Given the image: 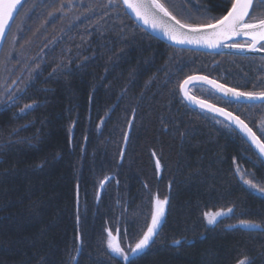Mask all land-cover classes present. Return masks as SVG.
Returning a JSON list of instances; mask_svg holds the SVG:
<instances>
[{
	"label": "trees",
	"instance_id": "trees-1",
	"mask_svg": "<svg viewBox=\"0 0 264 264\" xmlns=\"http://www.w3.org/2000/svg\"><path fill=\"white\" fill-rule=\"evenodd\" d=\"M71 1L24 0L9 30L19 39V63L0 98V264H72L78 247L76 264H124L107 248L106 230L128 250L151 223L157 197L168 200L165 219L137 264H237L245 256L264 264V198L250 193L236 172L239 167L264 184V163L226 122L188 107L179 94L190 75L260 90L264 58L163 44L129 19L120 0H83L69 20L60 12ZM161 2L192 24L204 22L205 9L220 17L231 6L228 0ZM9 34L0 61L3 51L9 57ZM60 49L68 54L58 57L65 58L58 72L48 75L59 64L49 59L48 70L25 83L9 107L3 98L28 69ZM20 67L25 71L17 75ZM196 88L194 96L256 131L264 107ZM25 105L31 107L22 112ZM229 208L228 216L206 224L205 212ZM241 220L260 227L236 226Z\"/></svg>",
	"mask_w": 264,
	"mask_h": 264
},
{
	"label": "snow or ice",
	"instance_id": "snow-or-ice-1",
	"mask_svg": "<svg viewBox=\"0 0 264 264\" xmlns=\"http://www.w3.org/2000/svg\"><path fill=\"white\" fill-rule=\"evenodd\" d=\"M112 2L113 0H109V3ZM228 2L231 6L226 10V14L220 17L210 16L207 14L208 10L205 9V15L202 17V21L204 22L192 24L182 22L173 16L161 0H122L123 5L131 10L138 20L143 21L145 25L150 26L154 31L162 32L173 43L216 48L225 40H235L236 37H244L243 43L233 42L231 45L226 44L225 46L242 51H264V17H257L255 15L258 6L264 5V0H256V4H254L253 0H228ZM18 4H20V0H0V42H3L9 34V21L13 19V12L16 10ZM163 17L174 20L178 27L174 28L166 24L162 19ZM192 81H203L217 92L222 93L224 97L237 102L248 101L250 104L245 106L251 107L256 106L254 102H259V105L264 107V87H261L260 90H255L254 86V90L243 91L236 87L225 86V84L218 83L207 76H189L180 84V90L184 94L185 99L199 105L201 109H207L223 117L228 122L224 124L225 128L234 130L230 127L234 125L235 129H238L246 140L258 150L260 156L264 157V124L260 127L261 136H258L256 131L239 115L227 111L224 107H216L205 100L194 98L189 95V91L185 88ZM29 107L31 105H25V108ZM217 123H220V121H217ZM157 168H159V162H157ZM236 172L250 193L264 198V184L256 181L251 174L243 172L239 167H237ZM104 182L101 181V187ZM167 203V198L161 200L157 197L155 199L151 223L147 226L141 238L134 245H130L128 250L121 247L119 240L113 236L111 230H106L107 248L115 256H119L124 261V264H137V259L146 254L151 244L155 242L154 237L159 233ZM227 211L231 213L233 209L229 208ZM222 215H224L222 211L204 213L210 225L215 224L218 217ZM239 226L249 229L260 227L259 224L245 220H241ZM175 244L176 246H180L182 241L177 240ZM237 264H252V261L249 257L245 256L238 260Z\"/></svg>",
	"mask_w": 264,
	"mask_h": 264
},
{
	"label": "water",
	"instance_id": "water-1",
	"mask_svg": "<svg viewBox=\"0 0 264 264\" xmlns=\"http://www.w3.org/2000/svg\"><path fill=\"white\" fill-rule=\"evenodd\" d=\"M23 2H24V0H20V4H18L16 10H14V12H13V19L9 21V26H11V24H12V22H13L15 16H16V14H17L18 10L20 9V7L22 6ZM253 2H254V0H253ZM120 3H121V5H122V7H123L125 13L127 14V16L129 17V19H130L133 23H135L140 29H142V30H143L144 32H146L148 35L152 36L153 38L157 39V40L160 41L161 43L166 44V45H168V46H171V47H174V48H178V49H186V50L199 51V52H203V53H207V54L231 55V56H241V57L255 56V57H263V58H264V51H259V52H250V51H246V50L242 51V50L237 49V48H232V47H226V46H225L226 44H227V45H231L233 42H244V40H245L244 37H236L235 40H225L223 43L220 44V46H218V47H216V48H208V47H202V46H196V45H181V44L173 43V42L170 41L167 37H165V36L163 35L162 32L154 31L150 26L145 25V24L143 23V21L138 20V19L136 18L135 14H134L131 10L127 9V8L123 5L122 0H120ZM162 19H163V21H164L166 24H168V25H170V26H172V27H174V28H177V27H178V25L175 24V21H174V20H170V19H168L167 17H163ZM4 40H5V39H4ZM4 40H3V42H0V52H1V48H2V45H3V43H4ZM191 76H203V75H191ZM187 78H188V77H187ZM187 78H186V79H187ZM208 78H209V77H208ZM209 79H211V78H209ZM184 80H185V79H184ZM184 80H183V81H184ZM212 80H214V79H212ZM183 81H182V82H183ZM218 83H219V82H218ZM192 86H203V87H206L207 89L213 91L214 93H216L217 95H219V96L222 97L223 99L228 100V101H231V102H234V103L250 104V102H248V101H240V102H237V101H235V100H230V98L224 97L222 93L217 92V91H216L215 89H213L210 85L204 83L203 81H192V82H190L188 85H186L185 88H186L187 90H189V88L192 87ZM179 94H180V97H181V99L183 100V102H184L188 107L193 108V109H197V110L202 111V112L207 113V114H210V115H212V116H214V117H217V118L223 120L224 122L228 123L227 121H225V120L223 119V117H221V116H219V115H217V114H215V113H213V112H210V111H208L207 109H201V108L199 107V105H197V104H195V103H192V102H190L189 100L185 99L184 94H183V93L181 92V90H180V86H179ZM189 95H191V94L189 93ZM191 96H193V95H191ZM193 97H194V96H193ZM194 98H196V97H194ZM196 99H199V98H196ZM207 103H208V102H207ZM254 103H255V104H259V102H254ZM214 106H216V105H214ZM216 107H218V106H216ZM133 116H134V115L132 114L131 117H130V120H129L128 126H127V130H126V133H125V136H124V141H123L124 146H123V148H122L121 156L123 155L124 147H125V145H126V143H127V140H128V135H129V132H130V127H131L132 121H133ZM230 127H231L232 129H234V131L237 132L238 135H240V136L242 137V139H243V140L249 145V147L252 149V151H253V152H254V153H255V154H256V155H257V156H258V157L264 162V157L260 156L258 150L255 149V147H254L253 145H251L249 141L246 140V138L243 136V134H241V133L239 132L238 129H235V126H234V125H231ZM156 164H157V162H156ZM157 169L159 170V168H157ZM110 178H111V177L109 176V177H107L106 179L103 180V181H105V182H104V184H103L102 187H101V184H100V186H99V188H98V193H97L98 196L101 195L104 186H105L106 183L110 180ZM165 215H166V208H165V214H164V217H163V219H162V224H163V222H164ZM162 224H161V226H162ZM161 226H160V228H161ZM154 238H155V237H154ZM79 253H80V247H78V249H77V252H76V254H75V256H74V259H73V263H72V264H76V261H77V259H78Z\"/></svg>",
	"mask_w": 264,
	"mask_h": 264
},
{
	"label": "rangeland",
	"instance_id": "rangeland-1",
	"mask_svg": "<svg viewBox=\"0 0 264 264\" xmlns=\"http://www.w3.org/2000/svg\"><path fill=\"white\" fill-rule=\"evenodd\" d=\"M84 2H83V0H72L69 4L68 3H65L64 4V6L66 7V8H68V9H66L65 11H62V12H60L61 13V15H65V14H67L68 15V17H69V20H71V18H75L76 17V14H78V9H75V7L78 5V4H83ZM52 15H54L55 16V14H51L50 16H52ZM21 16H23V15H21ZM57 16V15H56ZM18 20V19H17ZM17 20H16V23L14 24V28L17 26ZM13 30H12V33L11 34H9V36H8V42H7V44H8V46L6 47V49H4L5 51H6V53H8V55H9V57L10 56H12V57H3V55H4V51H3V54H2V58H1V61H0V75H1V77H0V98L2 99V97L7 93V90H8V87H3V82H5L6 81V79L8 78V75H10V73L13 71V69H14V65L15 64H17V63H19V59H18V54H17V49H16V47H17V44H18V40L19 39H15V38H13ZM71 48V52H73L74 51V49H72V47H70ZM63 52H65V53H67L65 50H62V49H60V50H58V52L57 53H55V52H52V57H53V55H54V58H56V59H54V58H52V57H48L47 55H45L42 59L43 60H40V66H38V67H35V66H37L36 64V62H35V64L34 65H32L29 69H28V75H26V77H24L23 79H22V82L20 83V84H18V86L16 87V88H14L12 91H11V93H9L5 98H3V99H6V100H8V102L11 100V105L9 106V107H12V106H14V105H16V103H18V101L19 100H17V97L19 96V95H21L22 94V86L23 85H25V83H27V84H29V83H31L32 81L34 82L37 78H39L41 75H42V73L44 72V71H47L48 70V66H47V64H49L50 62L48 61L49 59H53L55 62H57V63H59L57 66H54L53 68H52V70L48 73V75L49 74H51V73H55V72H58V69L60 68V67H58L59 65H60V62H64V60H65V58H58ZM55 53V54H54ZM68 54V53H67ZM14 57V58H13ZM57 58H58V60H57ZM26 60H27V57H26ZM30 60V59H29ZM29 60H27V61H29ZM61 60V61H60ZM14 61H16V63H13ZM49 62V63H48ZM44 63V64H43ZM56 63V64H57ZM259 63H260V65L262 66V65H264V60H260L259 59ZM22 71H25V70H23L21 67L18 69V74L17 75H19ZM33 71H37V73H38V76H36V78L34 79V77H35V75L33 76L32 74H31V72H33ZM41 73V74H40ZM16 75V76H17ZM16 76L13 78V80L12 79H10V81L12 80V81H14V79L16 78ZM9 81V82H10ZM182 82V81H181ZM197 87V88H196ZM198 89V92H199V94H205L207 97L210 95V93L208 92V91H210V90H208L207 88H205V87H202V86H194V87H192L191 89ZM206 90H208V91H206ZM21 91V92H20ZM211 92V91H210ZM13 99V100H12ZM4 101L5 100H1V102L2 103H4ZM27 109H29V108H23V111L22 112H24V111H26ZM262 124H264V115H263V117L261 118V120L257 123V126H256V131H257V133L261 136V132H260V127H261V125ZM246 188H247V186L246 185H244ZM257 195V194H256ZM257 196H259V195H257ZM261 197V196H260ZM219 211H222L223 213H224V215H222L221 217H218V219L217 220H219V219H221V218H223V217H226V216H228L230 213L226 210V211H224V210H219ZM211 212H216V211H211ZM205 222H206V224L207 225H210V224H208V222H207V219L205 218ZM240 225V223H238L236 226H238V227H240L239 226ZM244 228V227H243Z\"/></svg>",
	"mask_w": 264,
	"mask_h": 264
},
{
	"label": "flooded vegetation",
	"instance_id": "flooded-vegetation-1",
	"mask_svg": "<svg viewBox=\"0 0 264 264\" xmlns=\"http://www.w3.org/2000/svg\"><path fill=\"white\" fill-rule=\"evenodd\" d=\"M254 4H256V0H254ZM262 12V13H261ZM264 5H262V6H258V8H257V11H256V16L257 17H264ZM250 15H251V12H250ZM238 43H243V42H238ZM226 86V85H225ZM190 92H191V88H190V90H189ZM191 94L193 95V93L191 92ZM195 97H197V96H195ZM197 98H200V97H197ZM200 99H202V98H200ZM202 100H204V99H202ZM206 101V100H205ZM215 105V104H214ZM216 106H219V107H223V106H221V105H216ZM228 111V110H227ZM240 136V135H239ZM241 137V136H240Z\"/></svg>",
	"mask_w": 264,
	"mask_h": 264
},
{
	"label": "bare ground",
	"instance_id": "bare-ground-1",
	"mask_svg": "<svg viewBox=\"0 0 264 264\" xmlns=\"http://www.w3.org/2000/svg\"><path fill=\"white\" fill-rule=\"evenodd\" d=\"M177 3H180L181 2V0H175ZM226 101H228V100H226ZM229 102H231V101H229ZM262 161V160H261ZM263 162V161H262ZM264 163V162H263ZM155 206H153V208H154ZM146 231V230H145ZM117 239H118V237H116ZM155 239V238H154ZM80 243V240L78 239V244Z\"/></svg>",
	"mask_w": 264,
	"mask_h": 264
}]
</instances>
